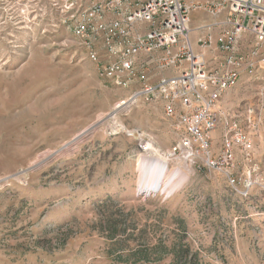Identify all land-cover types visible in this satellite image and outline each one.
<instances>
[{"label": "rangeland", "instance_id": "obj_1", "mask_svg": "<svg viewBox=\"0 0 264 264\" xmlns=\"http://www.w3.org/2000/svg\"><path fill=\"white\" fill-rule=\"evenodd\" d=\"M200 14L191 27L226 16ZM198 50L218 65L214 41ZM136 89L104 78L47 0H0V264H264V70L222 95L210 134L213 161L230 122L250 149L234 146L219 169L179 151L169 171L185 178L170 192L138 187L139 157L165 156L182 136L161 103L109 117Z\"/></svg>", "mask_w": 264, "mask_h": 264}, {"label": "built area", "instance_id": "obj_2", "mask_svg": "<svg viewBox=\"0 0 264 264\" xmlns=\"http://www.w3.org/2000/svg\"><path fill=\"white\" fill-rule=\"evenodd\" d=\"M47 1L104 78L119 88L137 86L129 105L160 102L165 117L174 119L175 131L182 136L167 152L169 157L181 150L191 160L203 154L206 166L219 169L231 165L234 146L250 149L236 122L226 126L218 162L209 155V141L222 118L217 105L222 95L243 73L264 70V0ZM192 12L215 19L226 15L197 29L206 32L197 39L200 49L214 41L221 54L214 68L192 47ZM214 27L222 29L215 40ZM245 36L253 42L246 53L239 47ZM165 72L171 75L162 76Z\"/></svg>", "mask_w": 264, "mask_h": 264}, {"label": "bare ground", "instance_id": "obj_3", "mask_svg": "<svg viewBox=\"0 0 264 264\" xmlns=\"http://www.w3.org/2000/svg\"><path fill=\"white\" fill-rule=\"evenodd\" d=\"M131 102L132 100L120 101L114 107L113 112L109 114V117L111 119H114L116 114L127 106H129ZM139 163L141 164V173L139 177L138 187L139 191H142L143 193H155L160 191L170 192L173 187L177 185V183L173 182V178L175 176L180 179L185 178V174L180 169H174L173 171H169L168 154H165V156H140Z\"/></svg>", "mask_w": 264, "mask_h": 264}, {"label": "crops", "instance_id": "obj_4", "mask_svg": "<svg viewBox=\"0 0 264 264\" xmlns=\"http://www.w3.org/2000/svg\"><path fill=\"white\" fill-rule=\"evenodd\" d=\"M201 12H192V16L190 17V22L192 23V21L194 19H197L200 18V16H202V14H200ZM200 27L198 21H196L195 23H193V26L191 27L190 26V29L193 31L192 34H191V44H192V47L194 49V52L196 54H202L203 57H205V54L203 53H200L198 49H200V47L198 46L197 44V39H198V36L195 35V31H197V29ZM168 75H171L170 72H165L162 74V76H168Z\"/></svg>", "mask_w": 264, "mask_h": 264}, {"label": "trees", "instance_id": "obj_5", "mask_svg": "<svg viewBox=\"0 0 264 264\" xmlns=\"http://www.w3.org/2000/svg\"><path fill=\"white\" fill-rule=\"evenodd\" d=\"M140 253L141 252H135L134 255H138ZM156 262H157V260H150V259L142 256V257H139L137 259H134L133 261L130 262V264H155ZM176 263H177V261H176Z\"/></svg>", "mask_w": 264, "mask_h": 264}]
</instances>
